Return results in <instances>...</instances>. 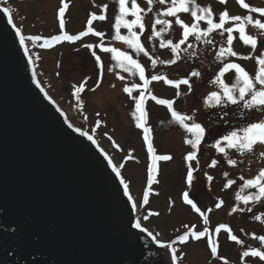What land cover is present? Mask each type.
I'll return each instance as SVG.
<instances>
[{"label": "rangeland", "instance_id": "374dc122", "mask_svg": "<svg viewBox=\"0 0 264 264\" xmlns=\"http://www.w3.org/2000/svg\"><path fill=\"white\" fill-rule=\"evenodd\" d=\"M67 4L65 9L64 33L78 35L86 31L87 21L92 14H106L104 21H93L94 31L104 33L103 37H97L93 34L81 37L75 42L60 41L49 48H41L39 45L44 39H50L53 36L61 35L62 30L59 25L58 10L63 4ZM4 7L13 9V22L21 29L22 34L27 36L39 35L41 41L35 44L27 41L31 48V57L35 67L38 81L46 90L52 100H54L63 113H66L70 123L75 127L87 132L81 128L88 127V133L97 141L101 149L109 155L111 161L116 167H120L121 175L125 182L129 183L130 193L133 197L136 210L138 212L141 226L151 232L157 241L167 243L176 248V257L178 264H264L256 257H247L241 259L242 252L252 247H260L264 250L258 240L253 236L264 235V222L254 219V215L264 213V201L250 202L244 205L237 201L239 211L233 216L229 215L230 203L236 200V194L240 192V186L243 183L239 177H254L259 169L264 168V158L259 156L264 151V146L256 145L254 154H247L243 157L229 151L233 159L238 160L237 166L229 165L223 154H219L210 145L220 135L227 133L233 128H238L249 120L254 121L260 118V113H246L248 119L239 117L236 106H229V116L225 120H218L217 115L220 109H206L203 107L204 98L214 90V86L209 81L214 78L221 65L215 61V53L220 46L226 45L227 34L221 36L219 32L211 35L213 44H204L195 42L189 38V43L196 45L195 55L181 53L182 58L175 64H157L152 68L151 62L142 54L138 57L146 69V75L150 77L154 74L167 75L169 79L179 80L188 76L193 70H199L201 76L193 77L191 83L193 90L188 93L186 85H181L179 90L170 86L164 81H153L149 88L151 93L161 99H174V109L181 114H191L197 111V120L204 123L209 130L205 140L201 143L197 153V161L187 162L185 156L191 147L185 144L186 133L172 119L171 113L166 106L158 105L150 98L147 99L146 107L149 112L148 123L152 128L151 139L158 155H170L169 161L158 162V174H154L155 181L151 189H148V168L151 163L147 150V144L143 140V132L135 126V120L131 115L134 111V102L123 92V87L132 83H140L139 78L133 77L129 73H124L121 69L115 67L116 62L112 60L110 53L103 52L99 45L103 42L106 47H116L123 51H128L135 57V54L127 48V45L113 39L114 36V16L117 13V4L114 0H0ZM107 5L106 13L103 6ZM164 7V5H160ZM230 15L244 16L249 14L242 8L224 7ZM222 11V12H223ZM217 14L216 16H218ZM259 18L257 14L253 15ZM190 18V19H189ZM131 19V17H129ZM171 19V18H169ZM185 22L191 24L190 16H182ZM154 19L144 18L147 25L152 24ZM205 27V26H204ZM248 33L258 35L257 30L251 26L247 28ZM122 34H127L126 30H121ZM150 32H145L141 37L146 49L152 54L153 58L159 57L161 60H170L174 54L167 48L159 47V39L148 41ZM233 50L241 55H255L264 48H258L256 53L250 46L244 45L239 39L238 33L234 35ZM181 38V29L173 25V28L165 34V39L178 41ZM260 44L264 45V36H258ZM92 44L94 49H88L84 45ZM153 45L155 51L153 52ZM184 47V46H182ZM95 50L101 57L103 63V75L100 77V69L95 62L91 52ZM230 61L238 62L250 73L256 70L254 59L238 60L236 57H230ZM109 68H113L109 71ZM85 71L90 74V82L86 83L84 91L77 99L74 95V86H79L83 81L82 73ZM117 73L125 76V80H120ZM225 79L231 83L234 79V73H226ZM99 85V87H97ZM115 85V87H113ZM95 89V90H93ZM177 91L182 95L177 97ZM188 93V94H183ZM138 93L134 92V95ZM147 96V94H146ZM74 120L76 122L74 123ZM99 122V123H98ZM96 133V134H95ZM129 156L133 158H129ZM216 159L219 163L215 167H210L211 161ZM191 163L194 169L193 175L197 178L189 187L186 180L188 164ZM213 177L212 181L207 180V176ZM224 173H228L226 177ZM228 179L235 183L226 188ZM210 189V190H209ZM149 191V203L143 204V193ZM189 192V197L193 199L201 213H197L190 205L183 200V193ZM255 189L245 190L242 195L249 194ZM215 200L214 205H210ZM221 200L224 201L220 208L215 205ZM251 208L249 212L247 209ZM153 213H158L155 215ZM207 217L208 223L205 224L204 217ZM147 217V219H144ZM226 224L232 230L242 243L238 244L229 239V233L221 230L215 233V229ZM187 226V227H185ZM207 229L209 235L201 238L199 241L191 237L187 242L177 241L178 236L186 231H203ZM209 236L218 244V257L211 255V249L208 244Z\"/></svg>", "mask_w": 264, "mask_h": 264}, {"label": "water", "instance_id": "95a60500", "mask_svg": "<svg viewBox=\"0 0 264 264\" xmlns=\"http://www.w3.org/2000/svg\"><path fill=\"white\" fill-rule=\"evenodd\" d=\"M3 8L0 264H178L172 245L135 227L114 163L39 84Z\"/></svg>", "mask_w": 264, "mask_h": 264}, {"label": "snow or ice", "instance_id": "6c2138e0", "mask_svg": "<svg viewBox=\"0 0 264 264\" xmlns=\"http://www.w3.org/2000/svg\"><path fill=\"white\" fill-rule=\"evenodd\" d=\"M117 4V13L114 16V36L113 39L122 42L127 45L134 54H129L128 51L120 50L116 47H106L103 42L99 45L100 49L105 53H110L112 60L116 62L115 67L121 69L124 73H129L131 76H138L139 81L143 83H132L130 86L125 85L123 87V92L128 95V97L134 102V111L131 112L132 117L135 120V126L141 129L143 132V140L147 144V150L150 156V165L148 168V189H151L152 184L155 181L154 174H158V162L169 161L172 159L170 155H158L156 149L153 145L151 139L152 128L149 126L148 117L149 112L146 107L147 99L155 101L158 105L166 106L168 111L171 113L172 119L184 130L187 134L185 138V144L189 145L192 151H189L185 160L191 162L196 160L197 164V153L200 149L201 143L205 140L206 135L209 134V130L204 126L203 122L197 120V111L194 110L191 114H181L174 109L175 100L174 99H161L156 97L151 93L149 85L153 81H164V83L175 87L179 90L181 85H186L188 88V93H191L193 86L191 79L193 77L199 78L201 72L199 70H193L188 76L179 80H172L167 77V75L154 74L148 77L146 75V69L139 60V56L142 54L147 57L153 69L157 64H175L177 60L181 59V53H186L189 55H195V51L189 52V50H194L196 45L189 43V38H193L195 42H202L204 44H213L211 35L214 32H219L221 36L227 34L226 45L220 46L218 51L215 53V61L221 65L218 72L209 81L210 85L214 86V90L208 93L204 98L203 107L206 109H220L217 118L218 120H225V117L229 116V106H236L239 110L238 115L241 119H248L246 113L258 112L260 113V118L254 121L249 120L247 123L243 124L238 128H233L227 133L220 135L219 138L215 139L210 147L214 148L217 153L223 154L224 158L227 159L229 165L237 166L238 160L231 158L229 155L230 150H234L239 156L243 157L247 154H254L256 150V145L264 146V51L259 52L255 55H241L233 50V41L236 38L233 34L238 33L239 39L244 45H248L256 53L258 48H264V45L260 44L258 36H264V7L252 6L246 0H237L238 4L245 9L249 14L240 15H230L227 10L219 13L218 17L214 14L212 7L201 6L197 0H146L148 7L145 9L140 6L138 0H114ZM220 3H226L227 0H219ZM63 3V0H62ZM164 5L162 9L155 13L154 21L151 25H147L144 22V17L147 13L153 11L154 4ZM67 4H63L59 8V25L62 30L61 35H56L50 39H44L43 43L39 46L41 48H49L53 44L60 41L75 42L81 39V37L93 34L97 37H103L104 33L99 31H94L92 24L93 21L99 20L104 21L107 19L106 14H92L91 18L87 21L88 27L86 31L80 32L78 35H70L63 32L65 27V21L63 19L65 14V9ZM107 5L103 6V11L106 13ZM3 13L7 15L8 23L12 24L16 31V35L19 37V43L24 48L25 55L29 56V60H32L29 54V48L26 45V41H31L34 44L41 41V36H25L22 34L21 29L13 22V9L11 7H4L2 9ZM181 14H188L192 18V23L189 24L181 19ZM252 14H257L259 18H255ZM131 17V19H129ZM171 18V19H169ZM202 22L206 24V27H202ZM173 25L179 26L181 29V38L178 41L173 39H165V34L168 33ZM251 26L257 30L258 35H253L248 33L247 28ZM126 30L127 34H122L121 30ZM145 32H150L151 34L147 37L148 41L159 39V47L167 48L171 53L174 54V58L170 60H161L159 57L153 58L152 54L146 49L145 44L142 42L141 37ZM184 46V47H182ZM84 47L88 49H94V45L87 44ZM155 51V45H153V52ZM91 55L95 58V62L100 69V77L103 75V63L101 57L97 55L96 51L93 50ZM230 57H236L238 60H250L254 59L256 63V70L254 73H250L245 69L240 63L232 62L229 60ZM113 68H109L112 71ZM233 72L234 79L231 83L227 82L225 79L226 73ZM35 75V73H34ZM120 80H125L124 75L117 73ZM87 81L82 82L79 86H74V95L79 99L80 94L84 91V87ZM99 87V85H97ZM115 87V85H113ZM95 90V89H93ZM134 92L138 93L134 95ZM183 93V94H188ZM147 94V96H146ZM177 97L182 95L181 92L177 91ZM99 123V122H98ZM80 131V129H76ZM82 135L88 136L89 140H93L91 135L82 132ZM93 143L95 141L93 140ZM261 158H264V151L259 153ZM129 158H133L129 156ZM112 161L109 160V164ZM219 163L218 160L213 159L211 161L210 167H215ZM113 166V171L118 177H120V183L123 185L124 194L128 197L130 201H133V197L130 194L129 183L125 182L124 178L121 176L120 168ZM194 169L191 163L188 164V171L186 175L187 184L189 187L192 186L194 176ZM208 181H212L213 177L207 175ZM227 177L228 173H224ZM239 179L243 182L240 186V192L236 194V200L242 202L244 205H248L250 202H260L264 201V168L259 169L258 173L252 178H245L240 176ZM235 183L234 180L228 179L225 185L226 188L231 187ZM255 189V191L249 194L242 195L245 190ZM149 191L146 190L143 193V204L149 203ZM183 200L186 204L190 205L197 213L201 212V209L197 207L193 199L189 197V192L185 191L183 193ZM224 201L221 200L215 205L216 208H220ZM133 209L137 207L135 202L132 204ZM249 212L252 211L251 208L247 209ZM244 211V209L233 207L231 212ZM158 215V213H153ZM231 214V213H230ZM147 219V217H144ZM254 219L257 221L264 222V213L259 215H254ZM205 224L208 223V219L204 217ZM135 227L141 230V223L139 219L137 220ZM187 227V226H185ZM225 230L229 233V239L235 241L236 243H242L236 235L232 234V230L226 224H221L215 229V233H220L221 230ZM149 235H152L149 232ZM208 230L203 231H186L183 235L177 237L176 240L172 241L175 244L177 241L184 243L192 239L199 241L201 238L208 236ZM254 239L258 240L262 245H264V235L253 236ZM155 239V237H154ZM208 244L211 249V255L214 258L218 257V244L211 239L209 236ZM171 246V245H169ZM173 259H177L175 253L176 248L172 247ZM247 257H256L261 261H264V250L260 247H252L248 250L242 252L241 259ZM224 264H228L225 260Z\"/></svg>", "mask_w": 264, "mask_h": 264}, {"label": "flooded vegetation", "instance_id": "af4514ba", "mask_svg": "<svg viewBox=\"0 0 264 264\" xmlns=\"http://www.w3.org/2000/svg\"><path fill=\"white\" fill-rule=\"evenodd\" d=\"M197 2L201 5V6H211L212 7V9H213V12H214V14L215 15H217V14H219V13H221L222 11H223V8L224 7H237V8H242L239 4H238V2H237V0H227V2L226 3H220L219 2V0H197ZM246 2H249L252 6H259V7H264V0H246ZM138 3L140 4V6L141 7H143V8H147L148 7V5H147V3H146V0H138ZM163 7L162 6H160V4H158V3H156V4H154V6H153V11L152 12H149V13H147V15H145V17L144 18H148L149 20H152V19H154V17H155V13L157 12V11H159L160 9H162ZM243 9V8H242ZM245 10V9H244ZM246 11V10H245ZM247 12V11H246ZM252 15H254V14H252ZM182 16H190V15H188V14H181V17ZM218 17V16H217ZM190 19V18H189ZM151 25V24H150ZM201 26L202 27H206V24H204L203 22H202V24H201ZM233 35H235V33L233 34ZM254 62H255V60H254Z\"/></svg>", "mask_w": 264, "mask_h": 264}, {"label": "trees", "instance_id": "16d2710c", "mask_svg": "<svg viewBox=\"0 0 264 264\" xmlns=\"http://www.w3.org/2000/svg\"><path fill=\"white\" fill-rule=\"evenodd\" d=\"M26 43H27V41H26ZM27 46H28V48H29V44L27 43ZM52 47V46H51ZM29 52H31V48H29ZM89 76H90V74H88V73H86L85 71H83V73H82V77L84 78L83 79V81H87V83H89L90 81V78H89ZM136 78L138 79V76H136ZM74 93V92H73ZM80 97H81V95H80ZM70 121H71V119H70ZM76 122V120H74V123ZM81 125V128H83V130H86L87 132H88V127H86V126H83L82 124H80ZM96 134V133H95ZM210 190V189H209ZM215 204V200H212L211 201V203L209 204V206L211 205H214ZM236 205H237V200H232V202L230 203V207H236ZM231 208V209H232ZM237 212H239V211H237ZM237 212H231L230 211V213H229V215H231V216H233L234 214H236Z\"/></svg>", "mask_w": 264, "mask_h": 264}, {"label": "bare ground", "instance_id": "6f19581e", "mask_svg": "<svg viewBox=\"0 0 264 264\" xmlns=\"http://www.w3.org/2000/svg\"><path fill=\"white\" fill-rule=\"evenodd\" d=\"M138 218H139V216H138Z\"/></svg>", "mask_w": 264, "mask_h": 264}]
</instances>
